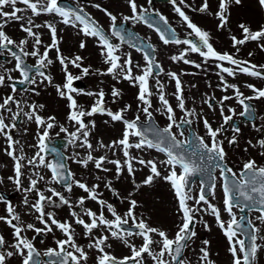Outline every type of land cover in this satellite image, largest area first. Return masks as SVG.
I'll return each mask as SVG.
<instances>
[{
	"label": "snow or ice",
	"instance_id": "1",
	"mask_svg": "<svg viewBox=\"0 0 264 264\" xmlns=\"http://www.w3.org/2000/svg\"><path fill=\"white\" fill-rule=\"evenodd\" d=\"M167 3L179 18L185 33L182 37L169 23L168 17L153 6L152 0H146V3L124 0L126 13L109 10L99 0H75V3L0 0V55L14 61L11 68L0 63V87L11 89L0 94V136L4 137V151L14 161V174L7 179L13 183L15 190L22 193V199L16 204L0 194V201L5 205L0 221L11 228L10 239L6 240L0 234V264H9L13 257L18 264H193V260L185 256L186 251L195 255L196 264H217L211 258L209 239H201L198 246L195 243L199 239L195 224L203 220L205 213L214 216L216 225L228 242L229 264H259V253L264 252V163L249 156L237 168L229 162L224 145L226 141L232 148L239 143L242 128L232 122L233 116L246 117L245 123L250 122L251 128L260 135L255 142L248 139L244 151L247 152L248 146H259L260 157L264 160V111L258 113L253 103L264 100V86L244 80L243 88L249 90L246 94L240 82L226 78L244 74L264 81V63H255L250 59L255 53L248 51L246 57L239 55L247 42H255L264 51V23L254 29L241 20L239 35L229 30L230 44L234 49L229 51L214 46L212 30L199 25L185 9L216 19V30L223 31L228 28L232 8L241 5L242 0H217L215 6L212 0H199L196 4L188 0H167ZM258 4L264 8V0H258ZM89 5L105 13L109 20L107 28L88 11ZM42 15H47L49 19H43L42 24L35 23L34 18ZM13 22L18 23L24 35L14 37L6 31ZM129 22L133 25L143 23L154 29L164 45H183L171 55L172 61H183L196 68L207 62L215 65L212 70L220 81L216 87L223 89L225 94L217 98L214 94L205 93L201 98V103L213 116L219 112L220 122L215 127L204 108L195 106V97L189 100L185 96L178 72L165 71L157 59L156 45L150 41L146 46L139 43L138 33L129 31L127 27ZM60 25L71 27L78 35L93 38L104 67L93 69L91 64L85 65L83 61L86 57L79 52L71 57L62 54L60 43L64 37L59 33L65 29ZM42 26L47 33L40 31ZM45 35L49 36L50 42L43 39ZM125 44L129 50L124 49ZM78 47L85 49L86 40L80 39ZM50 49L55 51V59L63 72V83H56L55 88L60 97L67 98V121L72 123V130L58 121L55 115L41 114L44 104H37L27 95H39L41 86L54 83L51 72L45 71L54 63ZM130 49L141 54L139 60L134 59ZM194 53L198 54L199 60L192 58ZM27 57L34 58V63H29L25 59ZM69 65L79 69L80 75L89 74L92 69L101 77L107 74L116 81H127L137 86L135 114L127 116L132 109V104L128 102L116 109L107 106L102 87L95 90L75 88L73 81L79 76L69 70ZM14 70L19 73L17 77L11 75ZM160 73H165L174 81L172 95L176 100L175 107L167 98ZM150 77L153 78L154 88L150 85ZM17 80L29 87L18 91L14 82ZM228 90H231L230 93ZM73 93L93 96L94 101L85 109L78 104ZM109 95L114 103H119L123 97L122 90L115 85L110 87ZM153 95L157 98L155 106ZM186 100L193 106L189 107ZM230 100L234 103H227ZM236 105L241 111L237 112ZM176 109L182 113L179 118ZM94 113L106 114L110 118L106 123L114 125L119 122L122 125L120 135L107 143L97 138L94 147L90 134L96 122L82 119ZM154 113L166 117L167 123L163 127L155 121ZM20 116L25 118L24 124L36 125L35 144L29 145L35 151L30 156H26L25 145L19 138V133L28 131L27 127L17 124ZM194 122L197 128L202 124L203 133L193 127ZM226 126L232 130L230 136L224 135ZM55 127L67 134L65 139L74 148L85 150L83 156L74 151L70 159L85 168L91 162L96 171H90L88 175L95 183H88L82 176L78 178L67 166L64 153L49 147L51 130ZM96 149L111 152L113 156L117 152L122 155L120 158H110L107 154L94 155ZM151 150L163 154V158L153 157ZM47 151L54 153V157L46 159ZM108 164L115 166L114 175H99V172L110 171L106 166ZM145 168L147 173L137 181V172ZM125 172V179H130L133 187L122 197L113 184ZM156 178L168 182L173 192L174 231L162 223H149L151 217L146 218L143 212L136 211L143 205L134 193ZM2 182L3 178H0ZM101 183L113 196L126 202L123 211L103 198ZM218 184L222 191V207L209 199L210 196L215 198ZM193 185L197 187L196 194H193ZM74 186L84 194L74 196ZM89 200L96 203L95 210L86 204ZM61 206H67L69 217H57L54 209ZM254 211L258 214L252 216ZM238 212L249 215H238ZM27 217L32 218V222ZM203 226L205 229L210 227L207 221H203ZM29 231L51 234L53 244L38 249L35 236L27 235ZM57 231L59 236L55 234ZM113 240L120 241L128 249V254H114L111 250ZM196 247L198 251H195Z\"/></svg>",
	"mask_w": 264,
	"mask_h": 264
},
{
	"label": "rangeland",
	"instance_id": "2",
	"mask_svg": "<svg viewBox=\"0 0 264 264\" xmlns=\"http://www.w3.org/2000/svg\"><path fill=\"white\" fill-rule=\"evenodd\" d=\"M188 2L196 4V3H199V0H188ZM212 3H213V6H215V4L217 3V0H212ZM187 12L191 14L192 18L199 25H201L202 27H205L206 29H211L213 41L221 42L222 48H225L229 51H234V49H232L231 47L229 36H228L229 30L239 35L240 29L238 28V24L241 20H243L245 23L251 24V26L254 29L258 27L260 24L264 23V8L260 7V5L258 4V0H242L241 5L233 7L231 10L230 22L228 24V28L224 29L223 31L216 30L215 25L218 22L216 19H213L211 17L199 16L195 13H192L191 9H187ZM217 38L219 39L217 40ZM179 47H182V46L176 45V48H179ZM177 50L178 49H175V52H177ZM248 51H253L255 53L254 57L250 58V59H253L255 63H264V51H261L256 46L255 42H247L244 46H242V49L239 55L246 57ZM191 55H192V58L195 59V56L193 54ZM199 59L200 57L198 58V60ZM182 65L183 64L181 63V61L175 62L176 71L183 79L184 84H182L183 85L182 87H184L185 96L189 98L195 97V106L197 108H199V106L203 107L204 112L207 114L210 120L219 121L218 111L216 112L215 116H213L212 112L204 104H201V98L205 95V93H203V89L207 88V85L209 84L207 81V84L204 87L203 80L204 79L211 80L213 78V74H216L215 71H213L212 68H210L206 64H202L201 68H196L194 65H188V64H184L183 66ZM181 69H185L186 71L181 72L180 71ZM58 73L59 71L53 77L54 83L55 81L61 79ZM195 73H197L198 75H195ZM191 76L192 78H194V80L188 81L189 79H191ZM100 77L101 76L91 75L90 78L86 80L81 77V81L83 82L82 83L83 87L84 88L88 87L87 90H95V89L102 87L108 96L106 98V104L111 105L112 107L117 106V105L121 107L123 103L125 102L131 103L132 109H130L127 114L130 117L133 116L135 114V107H136L135 94H136V91L138 90L137 86H134L127 81H116L112 79L110 75L108 77H105V76H102L101 78ZM214 78H216V76H214ZM99 79H102V80H99ZM149 82H150V85H152L154 88L153 81H149ZM193 82L196 84V87H192L190 89L191 85L189 83H193ZM170 83L172 84V82ZM254 83H256L258 86H264V85H260L259 82L257 81L256 82L254 81ZM165 84H167V82H165ZM112 85H115L116 87L122 90L123 97L119 103H114L109 95L110 87ZM169 89H170L169 87L165 86L166 95L169 94V91H168ZM185 92H188V94ZM48 97H49V100L47 101V105H49L48 106L49 108H48L47 115L49 114L56 115L57 117L56 119L58 121L64 122L66 126L69 127V130H72V123L67 121V111L65 109L66 106H65L64 101L60 99V101L56 105L55 102L51 98L52 93L51 94L49 93ZM89 100L91 102L94 101V97L89 96ZM152 100H153V105L155 106L157 104L155 95H153ZM79 102L81 103V106H82V105L87 104L88 100L79 99ZM171 102L174 106L175 102L173 101ZM190 106H193L192 103H190ZM256 108H257L258 113L260 111H264V100H257ZM154 114L158 117L160 124L165 125L167 123L164 115L160 113H154ZM82 118H84L85 120L93 119L96 122V126L94 129H92V132L90 134L94 147H95L97 138L102 139L105 143H107L108 141L114 138H117L120 135L122 125L119 122H116L114 125L111 122L106 123V121H109V120L104 117H100V116H95V117L85 116ZM256 122L259 123V120H257ZM27 125L28 124H24V123L21 124V126L27 127L28 131L27 133H23V132L19 133V138L21 142L30 143L32 142L31 138H33L34 133L37 131V129L28 127ZM51 132L53 133V135H57V133L62 136L67 135L64 132H60L58 127L53 128ZM254 132L255 130H252L250 132L251 134L250 139H253V141L255 142V139L259 138L258 135L260 134L256 132V138H254ZM14 138H15V135H14ZM245 144H246L245 138H242L241 140H239V143L233 148V151H230L229 150L230 148L228 147L227 142L225 141L224 146L228 153V160L235 167H237V164H236L237 162H242L244 159H247L246 155L253 157L254 152H255V155H258V153L260 152L259 146H257L256 148L248 146L249 149L247 150V152H245L244 151ZM69 146H70L69 147L70 153L73 154L74 151L80 152L81 155L83 156L84 151H85L84 149H81L78 147L74 148L73 145L71 144ZM5 147L6 145L4 143V137L0 136V172L3 178V182L0 183V190H3L10 194L14 186H13V183L7 179V177L9 175L14 174L13 173L14 161L11 160V158L4 151ZM132 151H135V150H132ZM235 153H239L244 156H242L240 160L239 157H236L237 155H235ZM93 154L94 155L107 154L110 158H120L122 153L117 152L115 156H113L111 152H106V150H103V149H96V151ZM142 155L147 156L148 154L142 153ZM151 155L153 157H158L161 159L163 158L161 154L157 153L156 151H152V150H151ZM233 158L237 160V162H235ZM70 165H71V169L76 173V175L82 174V178H85V179L90 171H96L94 170L93 164L91 162H89L87 168H85L70 159ZM106 166L110 169V171L107 173L99 172V175H102L105 177L113 176L114 175L113 165L108 164ZM147 171L148 169L145 168L143 169V171L137 172L136 174L137 181L142 179L143 176L147 173ZM161 171L163 172V169H161ZM126 175L127 174L125 172L124 174H122L120 180L116 184H113L114 187L119 189L120 195L122 197L125 196L127 192L130 191L131 188L133 187L131 185L130 179H125ZM89 179L90 180H88L89 181L88 183L90 184L96 182L94 179L91 178V176L89 177ZM103 186H104L103 183H101L100 187L102 188ZM215 192L217 194H215V198H212V202L216 203L218 207H222V194L218 186ZM196 193H197V188H194L193 194H196ZM134 196L143 205V207H138L136 211L138 213L143 212L146 218L151 217V219L149 220V223H162L174 231V225L176 222V217L174 215L175 201L173 198V192L170 189L168 182L164 181L162 178H156L154 182L151 183L150 185H147V186L142 185L141 188L138 189L136 193H134ZM110 197H111V194H110ZM124 208H126V202H123L121 211H123ZM4 209H5V205L1 202L0 203V214L4 213ZM54 211L56 212V214L60 213V215L63 218L69 217V211H68L67 206H61L58 209H54ZM251 215L255 216V214H251ZM222 216L224 219H227L225 214L222 213ZM26 219L32 222V218L27 217ZM203 221H207L208 225L210 226L208 229L204 228ZM254 222L259 223L258 221H254ZM0 229L2 231V234L5 236L6 240L10 239L11 235L9 233V229L7 228L6 224H4L2 221H0ZM195 229H196L197 237L199 238L195 241L196 245L197 246L199 245L201 239H204V238L209 239L211 241L209 245V248L212 254L211 258L214 259L217 262V264H229L230 254L227 252V246H225V245H228V242L225 236L223 235L221 229L217 230L215 218L213 219L210 213H205L203 215V220L195 224ZM77 231L79 232L80 229L77 228ZM55 234L57 236L60 235L58 231ZM112 244H113V248L111 250L114 252V254L118 256L122 254H128V249L125 246H123V244L120 241L113 240ZM120 247L123 248L122 252H120ZM195 251H198V247L195 248ZM185 256H188L190 259L193 260V264H196V257L194 254H190L189 252L186 251ZM9 264H18V261L15 257H13L9 260ZM259 264H264V252L259 253Z\"/></svg>",
	"mask_w": 264,
	"mask_h": 264
},
{
	"label": "flooded vegetation",
	"instance_id": "3",
	"mask_svg": "<svg viewBox=\"0 0 264 264\" xmlns=\"http://www.w3.org/2000/svg\"><path fill=\"white\" fill-rule=\"evenodd\" d=\"M60 2L61 3H70V2L71 3H75V0H60ZM99 2L102 3V5L107 6L109 8V10H112L114 12H120V11H123L125 13L127 12V7L124 4V0H99ZM139 2L140 3H146V0H139ZM152 4H153V6L155 8H158L161 13H163L165 16L168 17L169 23H171L176 28L177 34L182 37L185 33L183 31V28L180 25L179 18H178V16L175 13L172 12L171 6L167 3V1L161 2L160 0H152ZM88 11L91 12L92 15L102 25H104L105 28L108 27V24H109L108 17L105 15V13L102 10L95 9V8H93V7H91L89 5L88 6ZM185 11L187 12L186 9H185ZM43 19H49V17L47 15H42L40 18H34V21H35V23L42 24V20ZM60 27H63L65 29V31L63 33H59V35H62L64 37V39L60 43V48H61L62 54L71 57L76 52H79L81 55H84L86 57L84 62L87 63V64H91L93 66V69H95V68H103L104 67L103 62L99 58V55H98V45L94 42L93 38L84 37L82 34L78 35L69 26L60 25ZM127 27L129 29V31H133L135 33H138V37H139L138 42L139 43H141L144 46H146V44L150 41L151 43L156 45V48H157V59H159L161 61V63L163 65V67L165 68L166 72L168 70L176 71V67H175V62L176 61H172L171 60V55L173 53H176L175 49L179 50L181 47L176 48V44H174V43H170L169 45H164L163 42L159 40V36L155 32V30L147 27V25H145L143 23H137V24L133 25V24H131L129 22L127 24ZM6 31H8L9 34L13 35L14 37L24 35V33L19 29L17 22H13V25L11 27L6 28ZM40 31L43 32V33H47V29H45L43 26L40 28ZM145 38H147V39H145ZM43 39L45 41L50 42V39H49L48 35H45L43 37ZM80 39H85L86 40V48L85 49H80L78 47V43H79ZM178 46H182L183 47V45H178ZM124 49L125 50H129V46L127 44H125L124 45ZM130 50L133 53L134 59L139 60L140 57H141V54L136 52L135 49H130ZM49 53H50V56L53 58L54 63L49 69H45V71H50L51 74L54 77L55 74H57V72L60 71L61 65L55 59V51L53 49H50ZM25 59L29 63H34V58H32V57H27ZM5 61H10V58L7 57V56L0 55V63H3L4 67L11 68L13 66V64H14V61H10L8 63H5ZM58 68H60V69H58ZM0 70H2V69H0ZM69 70L71 72H73V74L79 76V69L69 65ZM11 75L13 77H17L19 75V73H18V71L14 70V71H12ZM58 75L60 76L61 79L63 78V72H59ZM91 75L100 76V75L95 74L94 71L92 69H90V72H89V74H87L86 79H89ZM103 76L108 77L109 75L105 74ZM159 78L161 79L162 82H167V84H165V86L170 88L168 90L169 94L167 95V98L169 99V102L170 103H172L171 101L176 102L175 97L172 95V93L174 92V89L172 88L173 85L170 83L172 80L168 76H166L165 73H160L159 74ZM99 80H102V79H99ZM193 80L194 79L191 76V79H189L188 81H193ZM229 80L232 81V79L230 77H229ZM150 81H153V78L150 77ZM215 82L209 83L210 85H212V87L209 88V89L208 88H206V89H207V93L214 94L217 98H219L221 95L225 94V92H224L223 89H220V88L216 87L217 83H215ZM54 84H56V82ZM189 84L191 86L194 85V87H196V84L194 82L193 83H189ZM171 85H172V87H171ZM27 87H29V85ZM47 89H49V90H47ZM190 89H191V87H190ZM212 90H213V92H212ZM8 91H11V89L10 88H2V87H0V94L6 93ZM230 91L231 90H229L228 92L230 93ZM49 93L50 94L52 93V97L51 98L55 102L56 105L58 104L60 99L63 98V97H60L58 95V93L56 91V88H55V86L53 84L48 85L46 87L41 86L39 88V95H35V94H31V93L27 94V95H29L31 97L32 100H35L37 104H41V103L44 104L45 107L40 110L41 114H43V115H47V113H48V108H49L48 106L49 105H47V101L49 100V97H48ZM185 93L188 94V92H185ZM190 99L191 98H189V100ZM189 100H186V103L188 104L189 107H192V106H190ZM156 101H157V98H156ZM227 103H234V101L230 100ZM213 104H215V103H213ZM199 108H201V106H199ZM236 109H237V112L241 111V108H240L239 105H236ZM218 114H219V112H218ZM52 115H54V114H52ZM176 115H177L178 118L182 115V113L179 111V109H176ZM154 118L158 122L159 119H158V117L155 114H154ZM238 118H239L238 115L233 116V119H238ZM143 119H144V116H141V120H143ZM165 120L167 121V119H165ZM24 121H25V118L23 116H21V120L19 122V125L23 124ZM212 121H213V126L215 127L220 122V119H219V121H216V120H212ZM158 124L160 125L159 122H158ZM236 124H239L241 126V128H242V131L239 134V140H241L242 138H245V142H247V140L250 139V137H251L250 132L252 130H254V129L251 128L250 123H245L244 121L236 122ZM27 126L36 129V125L34 123H29ZM193 127L197 128V125H196L195 122L193 124ZM197 130L199 132H201V133L204 132L202 124H200L198 126ZM231 132H232L231 128L226 126V131L224 132V135L225 136H230ZM65 137L66 136H64V135L63 136L60 135V134L53 135V133H52L51 138L48 141L49 147L50 148L51 147H55V148L58 149V146H57V143H55V140L65 139ZM258 137H259V135H258ZM35 138H36V132L34 133L33 138H31L32 142H30V143L22 142L25 145L24 146V152H25L26 156H30L35 151V149L33 147H29V145H34L35 144ZM254 138H256V131L254 132ZM69 145L70 144L68 142H66L64 149H62V152L64 153V155L66 157L67 166L69 168H71L72 164L70 165V155L72 153H70V151H69V147H70ZM233 148L234 147L230 148L229 150L233 151ZM48 152H51V151H47L45 154H47ZM235 155H237L236 157H239L240 160H241V157L244 156V155L239 154V153H235ZM246 157L248 158L249 156L246 155ZM253 157L256 158L258 162L264 163V160H262L261 157H260V152L258 153V155H255V152H254ZM46 159H51V156H49V157L46 156ZM11 160H13V159L11 158ZM234 161L237 162V160H235V159H234ZM240 163L241 162H237L236 163L237 164V168L240 166ZM42 171H46V170L42 169ZM77 175H78V178H81V176H82V174H77ZM89 177H90L89 175L86 176V180L87 181L90 180ZM0 178H1V175H0ZM117 182L118 181H114V184H116ZM23 183L26 185V180H24ZM56 186L59 188V185H56ZM101 191H102L103 198L106 199V200H109L111 191L105 189L104 186L102 187ZM72 194L74 196H78V195H83L84 193L82 192L81 189H79L78 187L74 186ZM7 195H8L7 199L10 200L14 204L18 203L22 199V193L20 191H18V190H15V188H13L11 190L10 194L7 193ZM109 201L115 203L116 206L120 210H122L123 202L121 200H118L117 197H116V199L114 201H111V200H109ZM86 204L88 206H91L92 208L95 209L96 203L94 201H91V200L86 201ZM56 215H57L58 218H63L60 215V213H58ZM10 235H11V228H10ZM27 235L29 237L35 236V238H36L35 239V243H36V246H37L38 249H43V248L53 244L52 235L51 234H43V233L36 234L33 231H29L27 233ZM122 251H123V248L120 247V252H122Z\"/></svg>",
	"mask_w": 264,
	"mask_h": 264
}]
</instances>
